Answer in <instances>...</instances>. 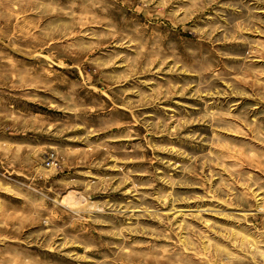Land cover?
Masks as SVG:
<instances>
[{"label":"rangeland","instance_id":"rangeland-1","mask_svg":"<svg viewBox=\"0 0 264 264\" xmlns=\"http://www.w3.org/2000/svg\"><path fill=\"white\" fill-rule=\"evenodd\" d=\"M0 264H264V0H0Z\"/></svg>","mask_w":264,"mask_h":264}]
</instances>
